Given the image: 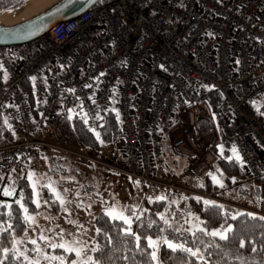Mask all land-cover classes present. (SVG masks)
<instances>
[{"label": "built area", "instance_id": "obj_1", "mask_svg": "<svg viewBox=\"0 0 264 264\" xmlns=\"http://www.w3.org/2000/svg\"><path fill=\"white\" fill-rule=\"evenodd\" d=\"M0 66V115L13 135L0 140V180L42 148L86 158L59 125L79 113L99 133L111 110L120 156L89 159L107 174L154 181L167 143L194 178L217 173L220 148L239 167L233 187L264 182V0H101L30 43L0 47ZM202 120L210 129L198 135ZM180 178L168 188L219 201L177 188Z\"/></svg>", "mask_w": 264, "mask_h": 264}, {"label": "rangeland", "instance_id": "obj_2", "mask_svg": "<svg viewBox=\"0 0 264 264\" xmlns=\"http://www.w3.org/2000/svg\"><path fill=\"white\" fill-rule=\"evenodd\" d=\"M3 19L1 16L0 20ZM69 149L75 153H81L86 158L75 156L72 152L42 148L39 155L30 156L16 169L11 170L6 178L0 180V227H12L16 231L19 230L20 222L14 217L12 211H20L25 228L22 235L15 241V246L25 256H28V244L31 250L39 248L41 251H36L35 257L32 258L34 263L39 261V264H56L53 259L47 260L44 256L54 257L61 251L70 254L71 259L64 261L66 264L82 260L85 256L93 258L95 227L93 217L89 216L90 211L96 209L97 213L101 211L107 213L110 210L109 207L111 209L118 207V210H115L116 213H122L127 217L130 220V225H127L132 226L138 215L144 211L146 202L154 200L175 202V198H170L172 192L168 188L169 184L183 176L177 182L176 187L178 188L184 186L186 181L191 182L194 179L191 174H186L190 160L175 155L168 144H164L165 153L161 165L156 167L153 173L154 181L129 175L107 174L101 165L89 160H106L111 155L119 157L120 140L113 143H102L99 149L73 147ZM215 177L216 181L223 183L224 187H220L215 181L219 186L218 191L215 192L219 201H209L240 206L241 212L246 211L244 208L254 214L259 211L257 194L260 184L251 183L233 187L231 183H225L222 176L215 175ZM5 191L10 195H5ZM54 193L59 194L64 200L63 205ZM92 196H98V199L90 198ZM205 197L203 198L208 200ZM75 206L80 208L78 212L72 210ZM175 215L173 226L179 227L177 218L184 216L182 222L186 225V229L191 232L202 229L201 220L197 214L189 213L187 217L185 213L178 210ZM26 216L33 217V220H26ZM41 237H47V239ZM150 238L158 242L156 249L153 248L156 257L154 262L163 264L160 257V246L164 237ZM32 240L36 241L35 245L30 242ZM74 240L80 243L73 244V247L78 248L84 245L86 248L81 257H77L75 252L51 247L52 243L59 244L66 241L71 244ZM192 251L196 252L197 264H210L200 250L192 249Z\"/></svg>", "mask_w": 264, "mask_h": 264}, {"label": "trees", "instance_id": "obj_3", "mask_svg": "<svg viewBox=\"0 0 264 264\" xmlns=\"http://www.w3.org/2000/svg\"><path fill=\"white\" fill-rule=\"evenodd\" d=\"M24 1L0 0V14L19 7ZM206 97L210 99L213 106L221 102V97L215 90H209ZM70 116L72 119L67 118L59 125L69 147L99 149L101 141L113 143L120 139L119 121L111 110L102 118L103 125L99 132V140L95 133L85 126L79 113ZM209 129L210 125L204 120L196 126L198 135ZM3 138L13 139V135L0 115V140ZM215 152L219 160L217 173L212 176H222L225 183H232V180L240 174L237 163L226 151L216 148ZM212 176H207L203 180L193 177V181H186L182 187L193 188L200 193H215L219 186ZM251 183L261 185L257 194L259 211L255 214L249 211L241 212L235 205L205 200L180 189H170L172 192L170 198H175V202L167 203L165 200L146 202L144 211L138 215L132 226L120 219H113L101 211L94 219V248L97 250L93 251V260L97 261V264H155L152 256L153 248L148 246V238L163 236L177 246L174 251L167 244L162 243L160 257L163 264L198 263L197 257L183 251L180 245L184 248L200 250L210 264H264V219H262L264 218V182ZM178 210L186 214H197L204 231L201 229L189 231L186 225L182 224L181 217L177 218L179 227L173 226L176 219L175 212ZM12 213L19 220L21 227L17 231L12 227H0V264H36L32 262L36 251L33 248L29 249V244L27 245L28 256L21 253L15 246V241L24 232L25 223H23L20 211L15 210ZM129 227L131 235L127 234ZM229 228L231 231L228 230ZM213 231L225 233L227 239L221 240L219 236L213 237L210 235ZM137 236L140 238L139 241L136 240ZM241 243L244 247H241ZM46 256L49 257L47 260H51L52 256L45 255L44 257ZM54 257H62L65 262L66 259L67 261L71 259L70 254L62 251ZM54 261L60 264V262L57 263L60 260Z\"/></svg>", "mask_w": 264, "mask_h": 264}, {"label": "water", "instance_id": "obj_4", "mask_svg": "<svg viewBox=\"0 0 264 264\" xmlns=\"http://www.w3.org/2000/svg\"><path fill=\"white\" fill-rule=\"evenodd\" d=\"M100 1L101 0H57L29 18L16 22L0 23V47L30 43L46 34L56 22L73 18ZM15 9L8 11H13ZM6 12L7 11L3 13ZM10 32L15 34L13 38L7 36V33Z\"/></svg>", "mask_w": 264, "mask_h": 264}, {"label": "snow or ice", "instance_id": "obj_5", "mask_svg": "<svg viewBox=\"0 0 264 264\" xmlns=\"http://www.w3.org/2000/svg\"><path fill=\"white\" fill-rule=\"evenodd\" d=\"M14 35H15V34H14V33H11V32H10V33H7V36H8L9 38H13ZM0 67H2V66H0ZM6 76H7V74L5 73V78H6ZM32 79L35 80L36 78H35V77H32ZM88 87H91V85H88ZM70 91H73V92H74L75 90L73 89V90H70ZM70 111H71V110H70ZM117 117H119V114H118V113H117ZM68 119H72V117L69 116ZM85 122H87V121L85 120ZM95 135H96L97 139L99 140V138H100L99 133H95ZM101 143H103V141H101ZM232 152H233V154H234V156H235V159H236L238 162H240V163H241V167H243V162H242L241 157L239 156L237 150H236L235 148H233V149H232ZM209 175L212 176V173H209ZM212 179H213L214 181H216V177H215V176H212ZM216 182L219 183L220 187H224L223 183H221L220 181H216ZM233 182L235 183V180H233ZM137 183H138V182H137ZM49 187H50V186H49ZM53 191H54V190H53ZM54 194H56V193H54ZM5 195H10V193L7 192V191H5ZM56 196H57V199L60 200L61 205H63L64 200L59 196V194H56ZM205 203H208V202L205 201ZM37 206H39L38 202H37ZM25 212H27V209H25ZM107 214H108L109 216H112L113 219H121V220L124 221V223L130 225V220H129L127 217H125L122 213H116L115 209L109 210V211L107 212ZM25 219L31 221V220H33V217H31V216H26ZM233 219H235V217H233ZM262 219H264V218H262ZM166 223H167V221H166ZM228 230L231 231L230 228H229ZM201 231H204V230L201 229ZM97 232H99V229H97ZM127 234H128V235H131V234H132L131 231H130V227H129V230H128ZM206 234H208V233H206ZM210 235H212L213 237H215V236H219V238H220L221 240H225V239H227V237H226L224 234H222L221 232H219V231H213V232L210 233ZM41 238H42V239H45V240L47 239V237H41ZM139 239H140V238L137 236V237H136V240L139 241ZM30 242H31L33 245L36 244V241H35V240H32V241H30ZM163 242H164L165 244H167V246H168L169 248L173 249L174 251L176 250V247H177V246L174 245L173 243L169 242L166 238H164ZM17 243H19V241H17ZM78 243H80V242H79V241H76V240H74L73 242H71V244H70L69 242H66V241H65V242H63V243H59V244L52 243V244H51V247H52V248H62V249H64V250L67 251V252H75V255H76L77 257H81V256L83 255V253L86 251V248L84 247V245H81V247H78V248L72 246L73 244H78ZM157 243H158L157 241H153L151 238H148V246H149V247H152V248L156 249V247H157ZM180 247H181V249H182L183 251L189 252V253H191L193 256L196 255V252H193L192 249H190V248H184L183 245H180ZM241 247H244V244H243V243H241ZM92 250L95 251V250H97V249H96V248H93ZM35 251L40 252L41 250H40L39 248H36ZM253 251H255V249H253ZM152 256H153V259L156 258V257H155V251L152 253ZM25 259H27V257H25ZM45 259H49V257L46 256ZM50 259L60 260V264H64V260H63L62 257H51ZM36 264H39V261H37ZM72 264H97V261L93 260V258H92L91 256H85L82 260H79V261H72Z\"/></svg>", "mask_w": 264, "mask_h": 264}, {"label": "bare ground", "instance_id": "obj_6", "mask_svg": "<svg viewBox=\"0 0 264 264\" xmlns=\"http://www.w3.org/2000/svg\"><path fill=\"white\" fill-rule=\"evenodd\" d=\"M56 1L57 0H26L19 8L1 14L0 17L3 16L4 19L0 20V23L16 22L29 18Z\"/></svg>", "mask_w": 264, "mask_h": 264}, {"label": "crops", "instance_id": "obj_7", "mask_svg": "<svg viewBox=\"0 0 264 264\" xmlns=\"http://www.w3.org/2000/svg\"><path fill=\"white\" fill-rule=\"evenodd\" d=\"M15 169H16V168H15ZM115 174H116V173H115ZM90 198H92V199H94V200H97V199H98V196H95V197L92 196V197H90ZM109 209H110V210L115 209V210L117 211V210H118V207H113L112 209L109 207ZM72 210H76V212H78V211L80 210V208L77 207V206H75V208L72 209ZM82 211H83L84 213H86V211H84V210H82ZM103 212H104V211H103ZM105 213H106V212H105ZM97 214H98V213H97V210L95 209L94 211H90L89 216H90V217H93V221H94V219H95V217L97 216ZM106 214H107V213H106ZM77 215H78V214H77ZM185 215H187V217H188V214L185 213ZM183 217H184V216H181L182 221H184V220H183ZM181 218H180V219H181ZM182 221H181V222H182ZM182 223H183V222H182ZM183 224H184V223H183Z\"/></svg>", "mask_w": 264, "mask_h": 264}]
</instances>
